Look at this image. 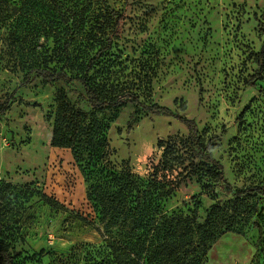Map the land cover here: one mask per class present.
I'll return each instance as SVG.
<instances>
[{
    "label": "rangeland",
    "instance_id": "rangeland-1",
    "mask_svg": "<svg viewBox=\"0 0 264 264\" xmlns=\"http://www.w3.org/2000/svg\"><path fill=\"white\" fill-rule=\"evenodd\" d=\"M58 2L62 10L74 3L85 21L70 45L68 62L57 55L61 44L43 35L50 0H2L0 6V103L16 91L0 115V187L15 186L12 195L18 200L3 208L8 217L0 237L18 264L97 262L95 251L105 230L87 199V182L71 149L50 144L58 91L88 110L82 87L39 77L26 86L18 83L28 65L81 72V63L115 30L110 7L124 21L89 75L110 86L132 88L143 101L173 112L146 114L131 104L96 110L94 117L109 124L107 158L112 166L128 164L146 179L161 157L160 141L186 140L188 127L180 115L195 119L204 139L221 134L211 153L234 186L264 184V88L245 83L256 70L254 53L264 40L257 27V18L264 19V0ZM59 30L67 39L64 25ZM257 83L264 87V79ZM202 169L203 175L182 179L161 199L162 210L187 215L197 209L203 221L209 207L219 202L215 223L224 227L229 222L231 229L210 242L199 264H264V242L255 244L258 231L253 226L264 227V199L249 195L233 202L212 171ZM42 194L58 204L45 202Z\"/></svg>",
    "mask_w": 264,
    "mask_h": 264
},
{
    "label": "trees",
    "instance_id": "trees-1",
    "mask_svg": "<svg viewBox=\"0 0 264 264\" xmlns=\"http://www.w3.org/2000/svg\"><path fill=\"white\" fill-rule=\"evenodd\" d=\"M50 1L52 11L46 15L43 35L46 38L53 37L55 43L61 44V47H57V55L68 62L73 56L70 45L80 35L77 32H82L84 16L74 3L62 10L58 0ZM109 12L115 21V30L86 62L81 63V72L70 73L63 66L28 65L18 86L29 85L39 77L43 82H78L82 87L81 97L88 110L79 104H71L64 90L58 91L50 144L71 149L87 182V199L105 230L102 243L95 251L98 255L95 264H199L206 256L210 242L231 229L229 222L224 227L215 223L220 203L212 204L204 220L200 221L197 209L187 215L176 211L165 213L160 205L161 199L170 196L182 179L192 174L203 175L202 168L212 171L215 182L225 193L233 196V202L249 195L264 199V184L234 186L227 178L222 162L211 153L221 134L204 139L195 119L180 115L178 117L188 127L186 140L183 143L160 141L161 157L146 179L135 174L128 164L119 169L112 166L107 158L109 148L106 130L109 124L94 117L96 110L118 109L131 104L146 114L173 112L158 102L143 101L132 88L110 86L106 81H98L89 75L99 59L111 49L113 36L124 21L123 14L118 10L110 7ZM61 25L66 29L63 32H66L67 39L61 37ZM257 27L264 36V19L257 18ZM253 59L257 67L245 83L262 89L264 87L257 81L264 79V40ZM15 92L8 93L0 103V115L15 100ZM180 167L182 170L175 176L174 171ZM13 189L15 186L11 184L0 187V236L4 232V220L8 217L3 208L18 201L16 195H12ZM42 198L53 206L58 204L46 194H42ZM253 226L258 231L255 244L259 246L264 242V227L257 222ZM0 264H18L9 243L1 237Z\"/></svg>",
    "mask_w": 264,
    "mask_h": 264
}]
</instances>
